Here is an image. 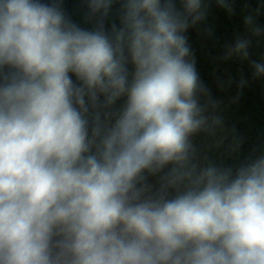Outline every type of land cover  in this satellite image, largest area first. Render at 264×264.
I'll use <instances>...</instances> for the list:
<instances>
[{"label":"clouds","instance_id":"1","mask_svg":"<svg viewBox=\"0 0 264 264\" xmlns=\"http://www.w3.org/2000/svg\"><path fill=\"white\" fill-rule=\"evenodd\" d=\"M80 3L0 0V264H264V149L241 158L190 42L236 18L213 60L238 103L264 83V0Z\"/></svg>","mask_w":264,"mask_h":264},{"label":"water","instance_id":"2","mask_svg":"<svg viewBox=\"0 0 264 264\" xmlns=\"http://www.w3.org/2000/svg\"><path fill=\"white\" fill-rule=\"evenodd\" d=\"M64 9L77 23L82 22L83 5L80 0H64ZM215 26L217 39L204 40L198 32H190V42L197 57V68L202 79L212 88L215 95L224 100L223 115L226 122V131L235 127L237 133L244 138L241 147V158L247 155L253 147L264 149V83L253 82L244 90L238 103H230L234 89L224 91L216 88V79L224 75H234L239 66L235 64H219L213 57L220 52L226 38L237 28L236 18L229 20L219 10H213L210 21ZM86 26V25H85ZM222 135V134H218ZM231 137L225 139L220 147H212L214 141L204 136H197L194 142L213 159L230 160L225 148Z\"/></svg>","mask_w":264,"mask_h":264}]
</instances>
